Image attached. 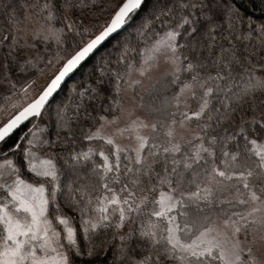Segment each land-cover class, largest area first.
I'll return each mask as SVG.
<instances>
[{
  "label": "snow or ice",
  "instance_id": "snow-or-ice-1",
  "mask_svg": "<svg viewBox=\"0 0 264 264\" xmlns=\"http://www.w3.org/2000/svg\"><path fill=\"white\" fill-rule=\"evenodd\" d=\"M0 264H264V0H0Z\"/></svg>",
  "mask_w": 264,
  "mask_h": 264
},
{
  "label": "trees",
  "instance_id": "trees-1",
  "mask_svg": "<svg viewBox=\"0 0 264 264\" xmlns=\"http://www.w3.org/2000/svg\"><path fill=\"white\" fill-rule=\"evenodd\" d=\"M147 6L148 5H145V7H147ZM113 39H115V38H113ZM111 43H112V41H109L108 44H105L104 47H108ZM101 51H103V49H101ZM89 63H91V61H89ZM78 75H79V73H78Z\"/></svg>",
  "mask_w": 264,
  "mask_h": 264
}]
</instances>
